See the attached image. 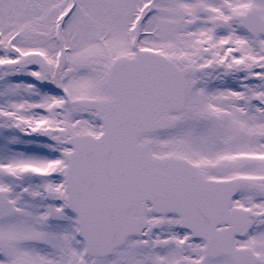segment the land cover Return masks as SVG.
I'll return each mask as SVG.
<instances>
[{"label":"snow or ice","instance_id":"snow-or-ice-1","mask_svg":"<svg viewBox=\"0 0 264 264\" xmlns=\"http://www.w3.org/2000/svg\"><path fill=\"white\" fill-rule=\"evenodd\" d=\"M0 264H264V0H0Z\"/></svg>","mask_w":264,"mask_h":264}]
</instances>
